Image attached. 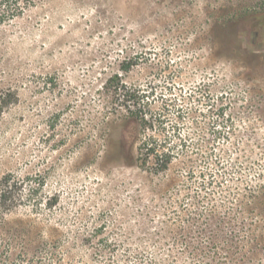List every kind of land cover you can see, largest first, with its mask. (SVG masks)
<instances>
[{
	"label": "rangeland",
	"instance_id": "1",
	"mask_svg": "<svg viewBox=\"0 0 264 264\" xmlns=\"http://www.w3.org/2000/svg\"><path fill=\"white\" fill-rule=\"evenodd\" d=\"M0 264H264V0H0Z\"/></svg>",
	"mask_w": 264,
	"mask_h": 264
},
{
	"label": "trees",
	"instance_id": "2",
	"mask_svg": "<svg viewBox=\"0 0 264 264\" xmlns=\"http://www.w3.org/2000/svg\"><path fill=\"white\" fill-rule=\"evenodd\" d=\"M132 96L133 94L128 96L129 100H132ZM128 106L131 105L125 104L126 108H128ZM127 117L128 119H126L124 121L125 123H123V128L125 130L124 134L127 137L125 139L128 141L134 139L135 134L140 132L141 127L146 131L149 130V128L153 129L155 127V117L153 115L148 117V115L143 112V108L141 106L140 108H134L131 115ZM139 151L141 153L142 164L145 165L149 163L151 159H154L156 167L155 170L157 172L165 171L173 161V151L170 148L161 149V144L158 142V137L155 135V133H146L144 135V139L140 144Z\"/></svg>",
	"mask_w": 264,
	"mask_h": 264
}]
</instances>
